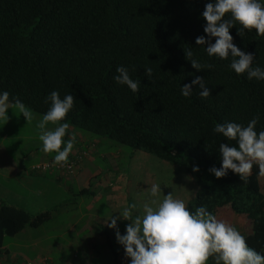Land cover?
<instances>
[{
	"label": "trees",
	"instance_id": "trees-1",
	"mask_svg": "<svg viewBox=\"0 0 264 264\" xmlns=\"http://www.w3.org/2000/svg\"><path fill=\"white\" fill-rule=\"evenodd\" d=\"M207 2L0 0V93L9 92L10 102L19 99L42 115L50 107L46 98L52 91L62 99L72 94L74 106L59 123L183 167L197 185L186 205L189 210L206 206L231 226L233 215L244 216L247 244L264 254V190L258 165L253 164L244 180L231 170L221 178L209 172L221 167V143L237 146L213 131L217 123L247 126L258 115L255 130L264 131V80L236 74L229 66L231 56L210 57L207 44L196 45L198 36L208 39L202 18ZM259 2L264 5V0ZM240 27L235 23L230 29L234 44L254 55L253 67L264 69V36L253 29L241 37ZM185 48L203 69L192 67ZM119 66L139 81L138 92L114 80ZM196 76L210 90L207 98L199 95V85H192L190 96L181 94V86ZM52 216V209L31 213L0 199V246L5 236L38 227ZM102 231L116 256L110 233Z\"/></svg>",
	"mask_w": 264,
	"mask_h": 264
},
{
	"label": "clouds",
	"instance_id": "clouds-1",
	"mask_svg": "<svg viewBox=\"0 0 264 264\" xmlns=\"http://www.w3.org/2000/svg\"><path fill=\"white\" fill-rule=\"evenodd\" d=\"M231 14V19H225ZM202 18L206 21L205 36L196 38V45H205L208 56L228 59L230 68L236 74L247 73L249 80H264V69L253 67L254 55L242 51L233 42L230 29L239 23L238 35L242 37L244 30H255L264 36V5L259 0H209L205 4ZM215 38V43L211 39ZM185 58L191 62L194 69L203 67L193 59L191 49H184ZM211 68V65L207 66ZM118 73L113 78L118 84L126 85L132 92L139 91V81L130 78L128 69L119 66ZM152 69L145 68V75L150 77ZM192 85H199V95L207 98L210 90L204 79L196 76L191 84L181 86V94L188 97L192 94ZM75 97L65 95L63 99L57 91H52L46 98L50 102L48 111L42 116L37 127L40 129L39 140L45 153H55L54 163L64 165L75 144L73 134L67 141L64 137L69 129L64 121L74 106ZM15 109L22 114L26 121L33 119L32 112L19 99L10 102L7 91L0 93V119L7 122L8 109ZM259 116H254L247 126L225 122L217 123L213 131L222 134L228 140H235L237 146L228 143L219 145L221 167H212L209 172L217 178L227 174L229 170L238 174L241 180L246 179L252 171L253 164H257L259 175L264 176V131L255 130ZM49 123L56 124L54 130H48ZM63 146V147H62ZM193 171H199L194 167ZM149 200L143 204V214L133 217L135 203L126 206L118 216L112 217L109 228L116 229L117 242L123 246L126 258L130 264H264V254L251 248L245 237L234 227L210 213L206 206H199L192 212L181 199L174 198L172 192L159 199L162 189L159 184H152L149 188ZM130 221L125 226L122 235L117 221Z\"/></svg>",
	"mask_w": 264,
	"mask_h": 264
},
{
	"label": "rangeland",
	"instance_id": "rangeland-1",
	"mask_svg": "<svg viewBox=\"0 0 264 264\" xmlns=\"http://www.w3.org/2000/svg\"><path fill=\"white\" fill-rule=\"evenodd\" d=\"M30 111L32 115L42 117ZM7 115L9 117L7 122L0 119V136L3 132L9 134L6 140L0 138L2 143L0 156L12 157L14 156L12 154L16 156V152L21 154L20 143H17L16 136L13 135L20 133L28 135L29 140L36 139L39 138V133L36 132L39 128L34 124L24 126L19 121L22 116L19 112L14 111ZM82 132L88 133L94 139L106 141L99 144V154L94 158L95 166L103 170L104 176L99 177L100 182L92 179L90 183H87L89 192L83 195L82 200H79L81 195L74 196L65 191L66 179H61L58 182L60 185L51 184L37 189L34 196L38 195L39 190L44 192V196H38L37 198L42 200L34 204L35 206H29L27 210L36 213L43 208H48L52 209L53 216L38 227L26 226L13 236H5L3 244L10 253L0 257V264H7L6 262L11 260H16L15 264H40L41 262L42 264H70L72 261L73 264L77 261L85 262V264H130V259L125 257L123 246L116 240V229L108 227L110 219L118 216L126 206L132 203L137 205V208L133 210V217L142 215L143 204L149 200L148 190L152 184L161 186L160 200L170 192L174 198L183 200L186 205L194 198L197 190L196 182L183 167L140 149L117 143L105 136ZM89 176L90 171L86 169L78 176V181L84 183ZM260 180L264 190V176H261ZM113 191L117 194H114V198H119L120 203H115L111 199L113 197L110 195ZM49 196L53 198H49L47 202L46 197ZM63 199L66 200L62 202ZM59 201L61 202L58 203L59 206H55ZM115 204L118 209L115 208ZM242 217L244 218V216L235 217L232 223L238 231L243 229L244 222L240 227ZM128 223L130 221L123 219L117 221L122 235ZM101 228L110 232L116 256L105 242V235L101 233ZM95 235L99 236L97 240H91L94 242L93 249L83 252V246L87 247V244H90V237ZM74 240L80 242L73 244ZM8 255L11 260L7 259ZM62 256H65L67 260L64 261Z\"/></svg>",
	"mask_w": 264,
	"mask_h": 264
},
{
	"label": "crops",
	"instance_id": "crops-1",
	"mask_svg": "<svg viewBox=\"0 0 264 264\" xmlns=\"http://www.w3.org/2000/svg\"><path fill=\"white\" fill-rule=\"evenodd\" d=\"M14 111L18 112L15 109L9 108L7 114L14 113ZM40 115L43 116L42 114ZM41 119L42 117L33 114V119L31 121L27 122L26 118L23 115L19 118V121L24 126L28 127L30 124L31 125L34 124V126H37L38 122ZM48 125H50V127ZM48 125H47L48 130H54L55 127L57 126L56 124H52V123H49ZM36 132L40 134V129L36 130ZM73 134L75 135V144L72 152L68 157V160L76 156L77 154H81L82 152L85 153L82 155L81 160L77 162L74 172L72 174H68L65 171L57 170L56 168L53 167L47 169L38 168L37 167L38 165L45 164L47 162L54 163L55 153H45L42 150V142L39 140L38 137L36 139L30 138L29 140L28 135H21L20 133L19 134L15 133L13 136H16L17 143H20L19 151L21 152V154L16 152V156L15 154H12L14 155L12 157L0 156V199L5 201L6 203L27 209L29 206H35L34 204L42 200V199L39 200L37 197L43 195L44 192L42 193L39 190L38 195L34 196V192L37 191V189L42 188L44 186H50L51 184L60 185L58 182H60L61 179H66V183L64 184L65 191L67 193H71L74 196L81 195L82 197H79V200H82L83 195L89 192L88 187L86 186L87 183H90L92 179L98 180V182H100V178L104 176L103 170H100L95 166L94 158L95 155L99 154L98 153L99 144L104 143L106 141H100L94 139L88 133L82 132L72 127H69V129L67 130L64 140L67 141L72 137ZM0 138L6 140L9 138V134L3 132ZM1 144L2 143L0 142V146ZM3 151L5 152V150ZM86 169L90 171V176L86 177L88 179H86L85 181L81 180L84 181V183L79 182L78 176L81 174L82 171ZM114 194L117 195L113 191L110 195L111 197H113L111 199L115 203L116 202L120 203L119 198H114L115 197ZM46 198H48L47 199L48 202L49 198L52 199L53 197L49 196ZM66 199H63L62 202L65 201ZM124 202H125V198L123 199V203ZM58 203L60 204L61 202L60 201L57 202L55 206H59ZM115 208L118 209V206L116 204H115ZM43 209H47V208H43ZM237 216L240 215H233V222L235 220V217ZM244 220L245 217L244 218L242 217V222L240 224V227L244 222ZM102 229L103 228H101V233L104 234ZM239 232L243 235L242 229H239ZM98 236L99 235L90 237L89 240L90 244L89 245L87 244V247L83 246V252H86L87 249L89 250L93 249L94 242H92L91 240L92 239L97 240ZM104 239L105 242L107 243L106 235L104 236ZM76 242H80V241L74 240L73 244H75ZM59 248H61V246ZM9 253H10L9 249H7L5 245L2 243V245L0 246V257H2L3 255H7ZM61 258L64 261L67 260L65 256H62ZM7 259L11 260L9 255L7 256ZM15 262L16 260H11V262H6V263L15 264ZM40 264H42V262ZM70 264H73V261L70 262ZM75 264H85V262L77 261Z\"/></svg>",
	"mask_w": 264,
	"mask_h": 264
},
{
	"label": "built area",
	"instance_id": "built-area-1",
	"mask_svg": "<svg viewBox=\"0 0 264 264\" xmlns=\"http://www.w3.org/2000/svg\"><path fill=\"white\" fill-rule=\"evenodd\" d=\"M84 153L85 152H82L81 154H77L76 156H74V158H72L71 160H68V163L64 164V165H58L55 163L47 162L45 164L38 165L37 167L43 168V169L53 167V168H56L57 170H62V171H65L66 173L70 174L74 171L77 162L81 160L82 155Z\"/></svg>",
	"mask_w": 264,
	"mask_h": 264
}]
</instances>
